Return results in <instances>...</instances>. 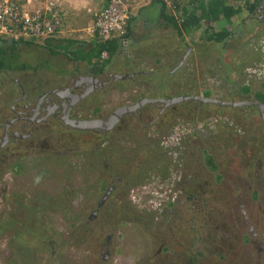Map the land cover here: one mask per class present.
Here are the masks:
<instances>
[{"label": "rangeland", "instance_id": "374dc122", "mask_svg": "<svg viewBox=\"0 0 264 264\" xmlns=\"http://www.w3.org/2000/svg\"><path fill=\"white\" fill-rule=\"evenodd\" d=\"M255 26L241 30L246 41L229 42L223 52L209 45L208 61L202 62L207 72L201 78L189 64L179 78L170 75L171 66L158 64L166 52L156 50L160 77L138 74L123 85L111 84L87 103L85 116L133 102L141 93L167 99L164 94L192 92L264 104V25ZM195 40L191 39L193 58L199 50ZM15 50L31 66L23 76L34 91L59 83L52 77L47 83L41 74L72 65L62 57H46L36 44H17ZM204 51L199 57H205ZM46 61L48 71L42 70ZM18 74L0 73L2 115L17 97L9 88ZM189 75L193 80L187 79ZM173 105L176 117L159 113V108L138 113L136 120H122L119 130L108 133L105 141L90 130L73 132L40 122L28 138L0 149V264H264L256 247L249 246L247 226L232 206L244 203L246 216L259 218L260 225L254 228L260 232L264 125L258 112L250 106L202 111L193 105ZM160 114L162 119L157 118ZM93 149L113 154L107 159L109 169L102 159H90ZM157 153L162 158H156ZM105 172H138L133 180L137 183L114 179L117 187H106ZM187 191L192 197L186 201ZM46 221L48 228L41 227ZM82 221L88 225L81 226ZM24 236L48 240L50 247L23 244ZM260 242L253 240L254 245Z\"/></svg>", "mask_w": 264, "mask_h": 264}, {"label": "crops", "instance_id": "0c3cea01", "mask_svg": "<svg viewBox=\"0 0 264 264\" xmlns=\"http://www.w3.org/2000/svg\"><path fill=\"white\" fill-rule=\"evenodd\" d=\"M23 4L27 8L41 7L50 1H54L59 16L61 18L59 32L55 38L48 40L40 46L46 57H62L65 63L72 64L62 69L54 71L61 74L63 80L69 76L84 73L92 68L96 74L103 76L120 75H138V74H155L156 73V50L163 53V57H158V64L162 66H171L170 75L179 78V75L185 71L184 66L189 64L194 67L200 76L205 74L207 70L202 68L203 61H208V55L211 47L215 48L217 42H211L209 36L220 35L232 32L237 37L230 39L228 42L240 40V44L246 41L242 36L244 28H256L255 24L264 25V0H198V4L183 7L181 15H173L170 11L160 3V0H149L145 3L136 4L131 11L129 20V43L126 47H122L116 38H112L109 43V52L105 60H100V55L93 54V50L98 48L102 42L96 33L92 31L95 12L101 10L107 5L108 0H15ZM157 1V2H156ZM160 1V2H159ZM160 3V4H159ZM231 6L235 8L232 17L227 20L224 13L228 12L223 8ZM212 10V12L210 11ZM189 14H195L201 19L192 21L188 25L184 22L188 20ZM188 18V19H187ZM264 34V27L261 28ZM206 33V37L201 34ZM156 37L158 43L156 46ZM191 39H196L198 52L194 58L191 56V50L194 43ZM30 42L29 40H26ZM61 47L52 54L51 47H47L48 43ZM207 44V46L205 45ZM69 44V45H68ZM211 47H210V46ZM157 47V49H156ZM65 48V51H64ZM205 50V51H204ZM67 51V52H66ZM205 52V57L199 55ZM65 52V55L63 54ZM90 52L91 57L84 53ZM76 53V54H75ZM97 53V52H96ZM181 56L175 61L176 56ZM68 56L71 59H67ZM17 63H23L21 58L14 59ZM47 62V61H46ZM27 64V63H26ZM42 70L48 71L47 64H43ZM200 65V66H199ZM199 70L198 71V67ZM202 69H201V68ZM189 68V67H188ZM190 69V68H189ZM191 70V69H190ZM11 71L8 69L1 72ZM18 76L13 78L11 88L22 84L28 91L29 84H25L28 70H18ZM20 71H22L20 73ZM42 75V74H41ZM131 78V77H126ZM194 77L187 76L188 80ZM3 89V88H2ZM10 89V88H9ZM1 90V88H0Z\"/></svg>", "mask_w": 264, "mask_h": 264}, {"label": "flooded vegetation", "instance_id": "af4514ba", "mask_svg": "<svg viewBox=\"0 0 264 264\" xmlns=\"http://www.w3.org/2000/svg\"><path fill=\"white\" fill-rule=\"evenodd\" d=\"M42 75L44 76V79L47 80V83L49 82V78L51 77L58 80L59 83H54V85L52 86L45 85L40 91H34L32 90V88L30 89L28 88V91H26V88L22 87L23 86L22 84H20V86L18 87L16 85V90L14 89L15 92H13L10 88L9 91L12 92L13 94H16L17 97L12 100L10 109L6 110V112H4L3 115L0 110V119L2 121L0 122V129H1L0 149L4 147L9 148V144H12L16 140L19 139L22 140L28 138L29 134L32 135L31 131L38 128V124L40 122L42 125L44 124V125H48L49 127H57L62 130L65 128L67 129L70 128L72 130L85 132L88 130H81L75 128L71 124H67L64 120V117H66L67 120H71L70 123H72V121H81V120H90V119H101L103 121H107L110 117V114L119 107L131 106L144 98L153 99L151 97H145L141 93L140 97H138L133 102L130 103L123 102L120 103L119 105H116L112 110H107L99 113L94 112L93 114H91L93 116L86 117L85 116L86 114L84 113L85 111L86 112L88 111L86 110L87 103L90 102L91 99H94L97 95L102 93L107 87H111V84L114 83L117 85L119 84L123 85L124 83H126L128 81V79L126 78L127 75L122 77L120 75H117L120 76V78L118 79L114 75L108 76L107 73H104L103 76L99 77V74H96V72L93 71L92 68L86 70L82 74H78V75L75 74L73 76H69L62 82L61 80H59L62 79L61 74L59 75L58 73L54 72L53 69H50L49 73H44ZM110 78L112 79L113 82H110ZM182 93H184L182 95H193L192 92L189 93L187 92V94H185L186 92H182ZM156 99H160V98H156ZM242 101H248V100L244 99L241 100V102ZM213 104H217V103H213ZM176 105L177 104H175V106ZM173 106L174 105L166 106L161 102L145 103L141 105L139 108H137L135 111L121 115L118 122L114 125L113 128H115L122 120H123L122 122H124L125 119H127V117L136 118L138 117L139 114H142L145 111H148V113L150 114L152 111L157 110L158 108L161 111L159 113H163V111H166L167 108L169 107L173 108ZM220 106H222L223 108L234 107L231 105H220ZM244 106L246 105H241L240 107H244ZM88 107L90 108V106ZM257 112L261 122L264 125V121L262 120L258 109ZM90 113H88L87 115H90ZM90 131L97 133L99 136L103 135L105 132H108L106 130H101L96 128L90 129ZM237 197L240 199L239 194H237ZM187 198L188 197H186V200ZM232 206L233 208H235L233 212L235 211L240 212V215L242 216L243 219V224L247 226V231L245 232L246 240L247 242H252V243H248L250 244L249 246L256 247L258 256L260 258L259 262L264 263V223L259 227L260 232H257L258 230L256 231L254 227L257 228V226L255 225L259 224L260 221L259 218L252 220L249 219V217L246 216L245 214V210L243 209V207L245 206L244 203L240 202L239 204L237 202H234ZM254 239H255V243L261 240L260 243H262V245H254L253 244Z\"/></svg>", "mask_w": 264, "mask_h": 264}, {"label": "built area", "instance_id": "2783aa9c", "mask_svg": "<svg viewBox=\"0 0 264 264\" xmlns=\"http://www.w3.org/2000/svg\"><path fill=\"white\" fill-rule=\"evenodd\" d=\"M149 0H108L107 5L95 12L92 31L101 41L117 38L128 43V22L136 4ZM173 15H181L183 7L197 0H160ZM54 1L42 7L27 8L15 0H0V37L3 40H32L43 45L59 32L61 18ZM106 57V52L102 53Z\"/></svg>", "mask_w": 264, "mask_h": 264}, {"label": "trees", "instance_id": "16d2710c", "mask_svg": "<svg viewBox=\"0 0 264 264\" xmlns=\"http://www.w3.org/2000/svg\"><path fill=\"white\" fill-rule=\"evenodd\" d=\"M259 1V0H258ZM157 2V1H156ZM160 2V1H159ZM259 2H261V0L259 1ZM161 4H162V2H160ZM159 3V4H160ZM198 4V3H197ZM163 5V4H162ZM194 5H195V2H194ZM163 7H164V5H163ZM224 10H227L228 9V12H225L224 13V15H225V17L227 18V20L229 19V18H231L232 17V12L234 11L235 12V8H232L231 6H225L224 8H223ZM211 12H212V10H210ZM189 18V19H188ZM188 20H186V22H184L186 25H188L189 23H191L193 20L194 21H199L201 18L200 17H198L197 15L195 16V14H189V16H188ZM230 37V39H233V38H235V37H237L236 35H232V32H231V34L230 33H227V34H225V32H222L220 35H214V34H212V35H210L209 36V38L211 39L210 40V43L211 42H217L218 43V48H219V50L220 51H225V49H226V45H228V38ZM48 40H51V39H48ZM48 40H46V42L48 41ZM30 41V40H29ZM110 42V40L108 41V40H105V41H102V42H100V44H99V46H98V48H96L95 50H93V54L95 55V54H97V56L98 55H101V52H103V51H107L108 53H110L109 52V45L111 44V43H109ZM17 44H22V45H33L34 43L33 42H28V41H26V40H20V42H15V41H11V40H2V39H0V71L1 70H4V69H8V70H11V71H18V70H27V69H29L31 66H29L28 64H26V63H17L14 59H17L18 58V54H17V52H16V50H15V45H17ZM36 44V43H35ZM5 45V46H4ZM69 45V44H68ZM51 47L53 50H58V49H61V47H58V46H55V45H53V44H51L50 42L47 44V47ZM58 48V49H57ZM56 50L55 51H51L52 52V54L54 53V52H56ZM64 51H65V48H64ZM67 52V51H66ZM97 52V53H96ZM89 53V54H88ZM64 55H65V52L63 53ZM76 54V53H75ZM85 55L86 54H88V56H90L91 57V53L90 52H87V53H84ZM87 55H86V57H88ZM5 58H7V59H5ZM66 58L67 59H71V58H69L68 56H66ZM43 64H47V66H48V68H49V63L48 62H44ZM34 69H37V68H34ZM35 71V74H39L38 72H37V70H34ZM161 74V73H160ZM160 74H159V72H156L155 73V75L158 77H160ZM148 75V74H147ZM152 74H149L148 76H149V78L151 79L152 77ZM157 79V78H156ZM154 88H153V86H151V91L153 90ZM147 90L149 91L150 90V88H147ZM189 93V92H188ZM162 94H164V93H162ZM173 94V93H172ZM187 94V93H186ZM167 98H171V97H169L170 95L169 94H166L165 95ZM178 106L179 105H185V106H189V105H193V107H197V108H200V109H202V111L203 110H207V109H209V108H213V109H221V107L222 106H220V105H218V104H213V103H201V102H198V101H196V100H186V101H183V102H179V104H177ZM250 108L251 109H255V111H257V108H256V106H250ZM172 109V107H169V108H167L166 109V111H167V113H171V116H173V117H176L177 115H176V113L174 112V111H172L171 110ZM162 115L163 114H160V116L158 117V119H162ZM158 119L156 118V123H158ZM260 119V118H259ZM133 120H136V118H133ZM121 127V122L115 127V128H113L111 131H108V132H105L103 135H101V136H99L97 133H95L94 135H97V136H99L100 137V139H101V141H105V139L108 137V133H110V132H113V131H117V130H119V128ZM65 130H67V128H65ZM68 130L69 131H73V132H80V131H78V130H72V129H70V128H68ZM82 132H84V131H82ZM156 132L160 135V131L158 130V129H156ZM160 136H156V141H158V138H159ZM100 141V142H101ZM156 141H154V142H156ZM244 142L245 143H247V144H251V142L250 141H248V140H246V139H244ZM249 144V145H250ZM150 145V141L148 142V146ZM158 144H156V146H157ZM93 151H95V152H93L92 154H89V152H86V153H88L89 154V157H90V159H92V160H96V159H102L103 160V162L102 163H104V165H106V168L107 169H109V166H108V158H110L111 156H107V154H106V151H107V149H100V150H98V149H93ZM96 155H98V156H96ZM96 157H98V158H96ZM158 157V159L159 158H162L161 156H159L158 155V153L156 154V158ZM112 159H115V158H112ZM150 161V160H149ZM115 162V160L113 161V163ZM149 164H151L152 163V161H151V163L150 162H148ZM209 164H212L213 163V161H209L208 162ZM214 168H215V166H214ZM110 171H112L111 170V167H110ZM106 173V175L108 174L109 175V180L106 182V187H110V188H114V187H117L116 185L118 184V183H123L124 181H126V184L128 185L129 184V181H131L130 183H137V182H135V181H133L134 180V177L136 176V174L138 173V172H129L127 175H125V172H117V174L116 175H114L113 174V172H105ZM110 175H111V178H110ZM113 175V176H112ZM111 179V180H110ZM114 179H117L118 180V183H115V182H113V180ZM103 181H105V179H102ZM108 183V184H107ZM106 189V188H105ZM113 190V189H112ZM187 193V200L189 199V198H191L192 196H191V193H190V191H187L186 192ZM186 200V201H187ZM25 220H27V218L25 219ZM88 220V219H87ZM47 224H49V222H47L46 221V223L44 224V223H41V227H44V226H46ZM43 225V226H42ZM80 225L81 226H86V225H88V223L86 222V221H82L81 223H80ZM30 226H28V228H29ZM47 227V226H46ZM45 227V228H46ZM48 228V227H47ZM21 242L23 243V244H28V243H34V242H38V243H41L43 246H47V247H50V243H49V241L48 240H41V242H39L38 240H34V239H29V238H27L26 239V237L24 236V237H22V239H21ZM52 243H53V245L55 246V247H58L59 246V244H57V242L55 241V240H53L52 241ZM37 245V244H36ZM49 255L51 256V257H53L54 255H53V253L52 252H50L49 253ZM192 262H194V260L192 259Z\"/></svg>", "mask_w": 264, "mask_h": 264}, {"label": "water", "instance_id": "95a60500", "mask_svg": "<svg viewBox=\"0 0 264 264\" xmlns=\"http://www.w3.org/2000/svg\"><path fill=\"white\" fill-rule=\"evenodd\" d=\"M126 77H131V75H128ZM116 78H120V76H116ZM196 100L201 103H217L220 105H231L234 107H240L241 105L246 106H256V108L259 110L262 120L264 121V104L258 101H223L220 99L212 98L209 96H204L200 94H193V95H179L172 98H160V99H141L140 101L136 102L135 104L131 106H122L117 109H115L111 114L107 121H103L101 119H90V120H81V121H72L67 120L66 117H64V120L67 124H71L75 128L81 129V130H90V129H101V130H111L114 125L118 122L121 115L135 111L137 108H139L141 105L145 103H154V102H161L162 104L169 106L173 104H178L179 102H183L186 100Z\"/></svg>", "mask_w": 264, "mask_h": 264}, {"label": "clouds", "instance_id": "9594fccd", "mask_svg": "<svg viewBox=\"0 0 264 264\" xmlns=\"http://www.w3.org/2000/svg\"><path fill=\"white\" fill-rule=\"evenodd\" d=\"M55 6H56V4H55ZM42 7V6H41ZM57 8V7H56ZM128 24H129V22H128ZM127 36H128V38H129V28H128V33H127ZM117 39V38H116ZM3 40V39H2ZM111 40V39H110ZM119 40V39H118ZM31 42H33L32 40H30ZM109 41V40H108ZM16 42V41H15ZM17 42H20V41H17ZM120 42V41H119ZM34 43V42H33ZM128 43H129V40H128ZM128 43L124 46V45H122L121 44V42H120V45L122 46V47H126L127 45H128ZM35 44V43H34ZM37 44V43H36ZM37 45H39V44H37ZM103 52H106V57H107V51H103ZM103 52H101V55H102V53ZM100 55V60L102 61V60H105V58L106 57H104V58H102V56ZM153 75V74H152ZM128 76V75H127ZM133 76V75H132ZM132 76H131V78H132ZM201 95V94H200ZM249 101V100H248ZM251 101H253V100H251Z\"/></svg>", "mask_w": 264, "mask_h": 264}, {"label": "bare ground", "instance_id": "6f19581e", "mask_svg": "<svg viewBox=\"0 0 264 264\" xmlns=\"http://www.w3.org/2000/svg\"><path fill=\"white\" fill-rule=\"evenodd\" d=\"M0 39H3L2 37H0Z\"/></svg>", "mask_w": 264, "mask_h": 264}]
</instances>
